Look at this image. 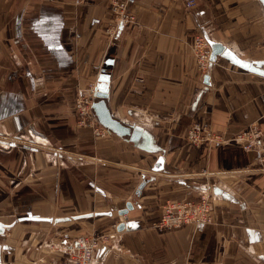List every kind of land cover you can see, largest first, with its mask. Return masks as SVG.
<instances>
[{"label": "crops", "instance_id": "crops-1", "mask_svg": "<svg viewBox=\"0 0 264 264\" xmlns=\"http://www.w3.org/2000/svg\"><path fill=\"white\" fill-rule=\"evenodd\" d=\"M112 1L0 0V264H59L50 245L96 233L111 238L93 264H264V0H117L135 17L117 27ZM196 33L223 49L204 72ZM100 74L148 150L77 125ZM193 122L225 138L257 124L261 146L195 147ZM200 192L212 223L154 228Z\"/></svg>", "mask_w": 264, "mask_h": 264}, {"label": "built area", "instance_id": "built-area-1", "mask_svg": "<svg viewBox=\"0 0 264 264\" xmlns=\"http://www.w3.org/2000/svg\"><path fill=\"white\" fill-rule=\"evenodd\" d=\"M194 0H188L187 5L193 6ZM111 11L115 26H123L135 21V17L127 12L126 2L113 0ZM111 31V37L115 35ZM191 52L194 56L197 68L204 72L210 62L211 48L209 40L201 33H196L192 39ZM96 80L84 91H79L75 97L76 123L81 128L91 131L95 139L106 138L112 133L102 127L92 110L95 100ZM187 141L195 146H218L234 144L244 151L259 150L261 146V130L257 124L248 129L225 138L214 133L209 127L193 122L186 133ZM212 204L206 192H200L196 198L172 201L167 200L161 206L159 221L154 225L157 230H175L184 225H202L212 223ZM3 234L0 231V239ZM110 234L78 235L73 238H65L59 245H50L51 252L57 251L63 254L59 264H93L95 251L108 244Z\"/></svg>", "mask_w": 264, "mask_h": 264}, {"label": "water", "instance_id": "water-1", "mask_svg": "<svg viewBox=\"0 0 264 264\" xmlns=\"http://www.w3.org/2000/svg\"><path fill=\"white\" fill-rule=\"evenodd\" d=\"M209 44L211 48L210 62H212L215 60L216 56L222 52L223 49L219 44H211L210 42ZM205 79L207 78H204V81ZM108 82L109 77L107 75L100 74L96 79L94 94L95 100L92 103V110L98 123L112 134L122 138L127 137L128 141L137 148L148 150L150 137L146 132H144L140 127L127 126L112 116L105 100L107 97ZM128 210L129 207L127 205L125 210H122L120 214L124 215ZM121 229H123L122 225L117 228L118 231Z\"/></svg>", "mask_w": 264, "mask_h": 264}, {"label": "rangeland", "instance_id": "rangeland-1", "mask_svg": "<svg viewBox=\"0 0 264 264\" xmlns=\"http://www.w3.org/2000/svg\"><path fill=\"white\" fill-rule=\"evenodd\" d=\"M88 88V87H87ZM72 238V237H71Z\"/></svg>", "mask_w": 264, "mask_h": 264}]
</instances>
